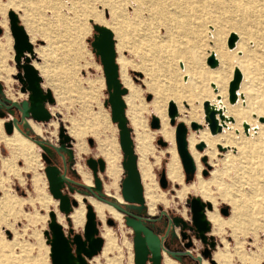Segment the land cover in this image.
I'll return each instance as SVG.
<instances>
[{
    "label": "rangeland",
    "instance_id": "rangeland-1",
    "mask_svg": "<svg viewBox=\"0 0 264 264\" xmlns=\"http://www.w3.org/2000/svg\"><path fill=\"white\" fill-rule=\"evenodd\" d=\"M8 10H14L25 26L34 46L32 62L41 74L43 88H49L54 95V103L47 104V107L52 110V120L56 121L58 126L53 136L44 132L42 138L51 144H58V130L60 126H63L71 136L74 163L80 161L85 165L87 157H102L95 147L99 140L107 139L116 142L114 138L116 137L119 144L118 128L111 120L110 107L106 103L108 93L102 65L90 45L95 33L94 25L104 26V22L110 21L117 23L120 29L114 31L113 35L119 71H121L119 57H122L131 84L138 92L134 106L131 105L133 108L127 96L124 97L127 125L133 141L136 133L141 132L151 148L149 161L153 165L152 172L159 201L154 208L155 213L152 212L154 214L150 215L156 216L161 211L170 216L183 213V217L191 221L189 199L192 196H198L212 203L213 209L209 212L218 213L220 218L228 220L232 210L230 200L234 199L237 205L246 210L248 217H252L248 226L252 230L247 235H240L236 243L231 228L225 226L222 232L216 234L217 230L210 222V234L216 241V248L212 251L214 263L202 257L200 240H194L193 255H201V260L203 258L207 260L206 264H264V145L260 150L261 157L255 159V164L249 170H243L237 165L230 167V164L223 166L217 163L226 153L236 154L234 148L229 147L221 151L216 144L212 147L214 149L213 163L207 168L201 159L206 154L205 145L202 149H197L199 140L193 143L188 141V148L196 162L197 170L194 176L186 181L175 142L177 122L185 124L188 137L192 132L197 134L203 127L210 136L217 137L226 127L220 133L211 135L205 120L203 101L201 108H198L200 96L205 93H210L215 102L217 101V97L214 96L215 82L208 77L210 74L211 76L215 74L220 65L217 63L216 68L212 69L207 64V58L211 53L215 54L214 43L216 42L223 45L231 55L225 84L227 104L235 106L240 101L241 106L245 107L248 104L247 91L253 89L258 97L252 101L264 107L263 12L252 11L244 15L242 12L238 15L227 13L218 31H215L214 25L208 21L207 7L198 3L197 0H0V82L3 84L4 97L9 98L8 94L16 91L15 98L12 99L18 100L26 97L20 91L21 83L16 77L19 69L14 62ZM96 13L102 21L92 18V14ZM242 26L245 30L243 33H248L249 38H245L240 31L242 29L237 28ZM232 33L237 35V41L234 48L230 49L227 42ZM119 38L123 39V45L120 47ZM241 40L245 43L243 47L239 46ZM236 67L242 72L238 91L244 97L241 99L238 95L236 103L229 104L228 84ZM95 76L103 79L101 89V84L93 80ZM190 89H193L192 92H189ZM198 94L201 95L197 96ZM148 95H150L149 99ZM169 101L176 104L178 111L174 125L170 123L168 115ZM185 102L188 105L194 104L196 109H199L201 122L199 120L197 128H192L189 123L191 121L187 113L189 106L185 105ZM157 108L164 112L166 127L173 128L170 140L162 135ZM134 114L135 122H132ZM153 116L158 118L160 128L150 126ZM250 118L254 123H242L240 126L242 134L246 137L251 131L257 132L258 127L264 124L262 113L258 115L256 112H251ZM261 118L263 122H260ZM39 123L48 130L53 129L48 122ZM2 126L3 122L1 125L0 120V264H51L49 244L43 232L48 230V212L57 209L58 206H53L51 203L54 201L51 198L45 174L43 177L36 171L42 163L41 171L44 173L45 162L41 158V149L39 146L37 150L34 149L37 155L35 164L28 165L20 155L14 157L5 142L7 135ZM83 130L88 133L78 137L75 132ZM238 134L239 132L234 130V135ZM75 138L78 141L83 140L89 148L88 152L79 158L74 149ZM88 138H92V145L88 143ZM159 138L166 144H159L157 142ZM119 149L122 162L123 154L120 145ZM173 152L178 157L183 183L194 185L201 180L206 183L205 191L190 190L183 199H179L176 197V190L181 188V184L168 180L165 188L159 185L160 171L166 170V164L172 158ZM195 154H197L196 159ZM204 156L209 164L208 156ZM216 168L219 170L216 171ZM32 169L35 170L34 176ZM204 169L208 170L205 175L202 173ZM124 176L125 172L122 168L119 187ZM100 177L102 183L108 179L104 172L100 174ZM119 193L121 195L120 189ZM105 198L111 201L117 200L116 196L108 193H105ZM163 201L168 203L165 204ZM54 203L57 204V201ZM119 203L125 204L123 199ZM226 205L229 208V214L222 215L219 209ZM148 211L151 213L150 209ZM152 219H156L154 222L156 227L154 223L150 224L153 230L163 229L164 234L166 230L164 218ZM63 224L67 231L73 226L72 222L67 220V216L65 220L63 217ZM98 228L100 232L102 228H106L112 233V240L108 241L104 238L102 252L96 256L100 263L134 264L133 233L124 220L122 225L119 222L109 225L105 221L101 225L98 220ZM254 228H257L256 233L253 232ZM73 229L75 232L82 231L79 227H73ZM165 238L171 243L173 249H179L176 247L179 245L176 237L171 232L165 235ZM225 244L229 252L227 260L219 257V254L224 253ZM214 255L217 257L216 260ZM240 256L245 257V263Z\"/></svg>",
    "mask_w": 264,
    "mask_h": 264
},
{
    "label": "water",
    "instance_id": "water-1",
    "mask_svg": "<svg viewBox=\"0 0 264 264\" xmlns=\"http://www.w3.org/2000/svg\"><path fill=\"white\" fill-rule=\"evenodd\" d=\"M7 15L9 29L13 38L14 62L19 69L16 73V77L22 85L20 91L27 93V98L20 101V103L7 100L10 102V106H14L21 113V119L20 121H17L16 118L6 121L4 120L3 127L7 134L12 133L14 128L22 134L18 123H22L24 120L26 121L31 118L36 122H49L52 118V114L48 109L47 104H53L55 100L52 91L49 88H43L42 77L39 70L32 62L34 46L19 15L14 10H8ZM93 29L95 33L90 45L93 52L99 57L102 65L106 90L108 93L106 103H108L110 107L111 120L118 128V140L123 154L121 164L125 176L121 181V196L125 203H130L133 207L139 205V207L142 208L145 203L143 188L136 165V155L133 149L132 136L125 117L126 103L124 96L127 93V88L122 85L119 78V66L116 62L117 56L114 35L106 26L94 25ZM235 41L236 35L232 33L227 42L228 47L232 48ZM217 63L218 61L213 56L207 58V64L210 67L214 68ZM241 79V72L237 68L234 69L228 89V100L230 103H234L237 99L236 91L239 88ZM3 91V84L0 82V95L3 94ZM147 98L149 99L150 95H148ZM1 102L2 101L0 100V103ZM203 109L205 120L208 123L210 132L213 134L219 132L221 130V125L218 124L215 118L214 109L208 104V102L203 103ZM10 112L13 111L10 110ZM177 113L178 111L175 103L169 101L168 115L172 125L175 124ZM3 114L4 113L0 112V117H3ZM159 125L158 118L153 116L150 126L152 128H158ZM191 126L192 128H197L198 124L192 123ZM58 140L60 144L59 148L64 149L66 143L68 147L72 146L71 136L63 126L59 127ZM31 141L42 150L41 158L46 163L44 166V174L48 182V189L53 198L58 200V208L60 212L67 216V220H70V212L76 205H78V201L71 195L73 189L69 188L68 191H66L67 184H70L73 180L66 176L65 164L62 172L57 165L51 164V159L49 158L50 149L47 145L38 140ZM157 142L161 145L166 144L161 138H159ZM175 142L185 173V179L188 181L194 176L196 166L188 150L187 127L182 122H177L175 124ZM88 143L91 145L93 144L92 138H88ZM203 147V143L197 145L198 149H202ZM59 148H56V150H59ZM68 155L69 158L72 159L71 166H73L72 164L75 163L73 162L74 156L71 148L68 149ZM202 161L206 164L207 168H209L210 165L207 164L205 156L202 157ZM85 163L91 172L93 181L91 185H86L96 192L97 197H102L106 192L104 191L100 174L105 172V160L102 157L90 156L85 159ZM74 171L75 170H73V172ZM207 171V169H204L202 173L205 175ZM158 182L162 188L167 186L168 179L164 169L160 171ZM76 192L80 193L79 191ZM97 199L100 200L99 198ZM82 200L85 204L86 210L84 227L80 233L74 232L72 226L69 228L67 234L64 225L57 220L55 210L52 209L48 212V230H44L43 233L47 237V243L49 244L51 264H91L90 259L97 255L102 248L103 238L99 235L96 214L93 211L92 206L88 203L87 198L83 197ZM117 201L121 202L118 198ZM103 202L112 205L117 210L122 209L118 203L111 201ZM189 204L191 212V228L196 231V237L199 238L202 243H208L210 248H216L214 237L212 235H209L208 237V234L211 231V224L206 216V210L212 209V203L210 201H204L198 196H192L189 199ZM219 212L222 215H228V206L221 207ZM123 220L133 231L134 264H148V262L149 264H162L161 251L163 250L167 253L165 249L161 248L162 239H160V237L145 224V221L138 216L126 215L123 216ZM173 221L175 224H178L179 222L182 223V229L186 226V221L181 217L175 216ZM106 223L114 225L115 221L109 217L106 218ZM180 234L182 238L186 237L184 232H181ZM190 245V242L184 244L185 247H189ZM201 254L202 257H205L210 262L214 263L212 253L207 247L201 251ZM202 257H197L198 264H203L201 260Z\"/></svg>",
    "mask_w": 264,
    "mask_h": 264
},
{
    "label": "bare ground",
    "instance_id": "bare-ground-1",
    "mask_svg": "<svg viewBox=\"0 0 264 264\" xmlns=\"http://www.w3.org/2000/svg\"><path fill=\"white\" fill-rule=\"evenodd\" d=\"M197 2L204 5L205 7H207V10L209 12L208 21L214 25L215 31H218V27H219V25H221L223 18L227 13H231V14H235V15H238L240 12H242V14L244 15V14L250 13L252 11H254V12L258 11V12L264 13V0H197ZM180 8L182 9V6ZM92 18L95 19L96 21H102L101 17L97 13L92 14ZM235 22H237V21H235ZM104 23H105L104 26L108 27L113 33H114V31L120 29V26L113 21L104 22ZM237 23H239V22H237ZM237 28L242 29V30H240L242 33L245 32V30H243V26L237 27ZM243 34H244L245 38H249L248 33H246V34L243 33ZM236 37H237V35H236ZM118 43H119V47H120V45H123V39L119 38ZM214 45H215L214 46L215 54L211 53L210 56H213L218 61V65H220V68L212 76L210 74V77H208V78L214 80V82H215L216 94L214 96L217 97V99H216L217 101L215 102L213 95H211L210 93L209 94L205 93L203 95L198 94L197 96L201 95L200 96L201 101L198 104V108L199 109L201 108V102L203 101V103L208 102V104L215 111V118H216L218 124L221 125V130L215 134L210 132L211 135H216V134L220 133L222 131V129L225 126L226 127L224 128L223 133L221 135H217V137L216 136L215 137L210 136L208 134L207 130L204 129V127H203V129L198 130L197 134H195V132H192L189 137L187 136V142L189 141V143H193L194 141L196 142L197 140H199V144L203 143L205 145L206 154H204V155L208 156V159H209L208 163L210 166L213 163V157H214V149L212 147H215L217 144L218 148L221 151L226 150V148L232 147L235 149L236 154L231 155V153H226L223 155V158L221 160L217 161V163L222 164L223 166H228L230 164L229 165L230 167L233 165H237L238 167H240V169L249 170L255 164V159L261 157L260 156L261 155L260 150L264 145V124L260 125L258 127L257 132L251 131L249 133L248 137H246L242 134L240 126L242 123H247V124L254 123L252 121V119L250 118V113L256 112L258 115L261 113L264 114V107H262L260 105V103H258L256 101H252V99H255V97H258L257 94L255 93L256 91L253 89L247 91L248 104L245 107L241 106L240 101L235 106H230L227 104L226 94H225L226 93L225 92L226 91L225 84H226V75L228 72V68L230 66L231 55L226 51V49L224 48L223 45L219 44V42L214 43ZM243 45H245V43L241 40V42L239 43V46L243 47ZM232 48H234V47H232ZM232 48H230V49H232ZM119 60L121 61V67H120L121 71H120L119 78H120L122 85L130 90V92L127 96V98H128L127 100L129 101L130 106L131 105L134 106L135 98H136V95L138 94V92L135 88H133V85L131 84L127 70H125L126 67L124 64V59L122 57H119ZM116 62H117V57H116ZM210 68H212V67H210ZM214 68H216V67H214ZM214 68H212V69H214ZM238 70L240 71V69H238ZM241 75H242V72H241ZM239 87H240V85H239ZM128 89H127V93H128ZM228 89H229V84H228ZM192 90L193 89H190L189 92H192ZM238 90H239V88L236 91L237 99H238V95H239V98L242 99L244 96ZM127 93H126V95H127ZM9 95H11V92ZM190 96H192V95H190ZM195 96L196 95H193L192 97H195ZM228 98H229V92H228ZM237 99H236V101H237ZM236 101L234 103H236ZM234 103L229 102V104H234ZM243 103H244V101H243ZM185 105H188V104L185 102ZM132 106H131V108H133ZM188 106H189V108L187 110L188 118H189V120H191L189 123L190 124H192V123L198 124V122L200 120V113L198 112L199 109H196L194 104H189ZM157 114L160 117L161 132H162L163 137H165V139H169V140L172 139L173 128L168 129L166 127V125L164 123V112L162 111V109L157 108ZM125 117H126V109H125ZM134 119H135V114L132 115V122H135ZM200 122H201V120H200ZM260 122H263V118L260 119ZM33 125H34V128L36 129V131L40 133L41 128L35 124H33ZM208 129H209V127H208ZM245 129H247V127H245ZM234 130H237L239 132V134L234 135ZM209 131H210V129H209ZM86 132L87 131H85V130L79 131L77 133V135L78 136L85 135ZM12 133H10V134H12L11 136L6 137L5 142H6L7 146L10 148V150L12 151V153L14 154V157L17 155H20L25 159V161L27 162L28 165L35 164V161L37 162V155H36V152L34 150L36 147L32 143L33 141H30L29 138L22 135L16 128L13 129ZM10 134H8V135H10ZM134 139H135V143H136L135 149H134L133 139H132V141H133L134 153H136L135 155H137L136 156V165H138V167H137V169H139L138 172L140 171L139 177L141 175L142 181L144 184V188H143L142 181L140 178V182H141V185L143 188V197L145 196V198H144L145 203L147 204L148 209H150V211L152 213V212H154V208L156 206V203L159 200H158V195L156 192V184H155V180H154V175L152 172V166L153 165L149 161L150 156L148 157L149 151H150V148H149L150 145L148 146V144L146 142V138L141 132H137ZM199 144H197V145H199ZM197 145H196V148H197ZM78 149L80 150V147ZM188 150H189V148H188ZM194 157L196 159L197 154H195ZM177 158L178 157H176L175 152H173L172 158L170 159L169 162H167L166 170H165L166 177L169 181L181 184V188L176 190V197L179 199H183L184 196H186L185 194L190 190L205 191L206 190V183H204L201 180H199L194 185L193 184L187 185V184L183 183L182 174L180 172V166L178 164ZM192 159H193V157H192ZM193 161H194V159H193ZM263 161H264V159H263ZM194 163L196 166V162H194ZM196 170H197V168H196ZM215 170L218 171L219 169L216 168ZM113 172H114V169L111 166V168L109 169V173L114 174ZM83 176H84V180L87 181V183L90 182L84 174H83ZM36 181H39V180L36 179ZM78 194H80V193L75 192L73 195L74 198L78 201V205H76L75 207H77V206L78 207L77 208L74 207L75 209L73 208L74 209V210H72L73 212L72 211L70 212L73 223L75 226L81 224L83 207H84L83 206L84 202H83V200H81V196ZM118 199H120V197H118ZM54 200H56V199H54ZM56 201H57L56 206H58V200H56ZM89 201L91 203V204L90 203L89 204L92 206L93 211L96 212L95 214H97V217L100 220H103L105 213H107L112 218L116 219L120 223V225H122L121 215L115 210L116 208L114 209V207L112 205L105 203V202H104L105 204H103V201H102V203H100V202L94 200L93 198H89ZM163 202L165 204L168 203V201H163ZM230 203H231V209L232 210H231V216L228 220H224V219L220 218L218 216V213L209 212L208 209L206 210V216H207L208 220L216 228V230H217L216 234L219 232H222L223 228L225 226L227 228L228 227L231 228V233L236 238V243H237L238 237L240 235H247L249 233V231L252 230V229L250 230V228L248 227L250 225L252 217H248L246 210H244V208H242V206L237 205L236 201L234 199H231ZM212 209H213V206H212ZM53 210H55V212L58 211L60 214H62L64 216V219H65V215L59 211V208L53 209ZM70 214H69V217H70ZM56 217H57V212H56ZM57 220L62 221L63 217L58 214ZM70 220H71V218H70ZM131 231H132V229H131ZM253 232L256 233L257 228H254ZM101 234L104 238H106V240H108V241L112 240V237H111L112 233L110 230L103 228L101 231ZM99 235H100V232H99ZM104 238H103V245H102L100 252H102V249L104 246ZM97 255H95V256H97ZM94 257H92V259ZM219 257H220V259L222 258L224 260H227L229 258V252L227 250V244H225L224 253L219 254ZM240 258L245 263V257L240 256ZM216 259H217V257L215 256V260ZM163 261H164V264H177L174 260L168 258L167 256H165L164 259L162 258V264H163ZM94 264H101L97 257L94 259ZM204 264H206V261H204Z\"/></svg>",
    "mask_w": 264,
    "mask_h": 264
},
{
    "label": "flooded vegetation",
    "instance_id": "flooded-vegetation-1",
    "mask_svg": "<svg viewBox=\"0 0 264 264\" xmlns=\"http://www.w3.org/2000/svg\"><path fill=\"white\" fill-rule=\"evenodd\" d=\"M22 86V85H21ZM21 88V87H20ZM4 90V89H3ZM16 93V91H15ZM23 93V92H22ZM26 98H27V95H26ZM25 99V98H23ZM23 99L21 100H18V99H12V98H6L4 97V95H0V100L2 101L0 103V112L4 113L3 114V117H1L2 119H4L5 121L6 120H10V119H13V118H16L17 121H20L21 119V113L14 107V106H10V102L7 101V100H10V101H15L17 103H20V101H22ZM10 106V107H8ZM10 110H12L13 112H10ZM16 113L19 115V117L17 116H13V114ZM3 120V121H4ZM35 121V120H34ZM36 122V121H35ZM39 123V122H37ZM18 126L22 131H32L33 132V129L27 125V120L23 121L22 123H18ZM34 133V132H33ZM23 134V133H22ZM36 134V133H35ZM24 135V134H23ZM38 135V134H36ZM25 136V135H24ZM39 136V135H38ZM41 139H43L41 137ZM44 140V139H43ZM46 141V140H45ZM48 142V141H47ZM44 143L45 145H47V147L50 149V154H49V158L51 159V164H55L57 165L61 172L63 171V168H64V164L66 166V176L69 177L67 175V172L68 170L72 167L71 166V162H72V159L69 158V155H68V149L71 148L72 151H73V144L72 146L68 147L67 143L65 144V147L64 149L62 148H59L60 147V144H59V140H58V144H51L50 142L46 143V142H42ZM72 143V142H71ZM56 148H59V150H56ZM41 153H42V150H41ZM74 162V161H73ZM46 165V163H45ZM72 165H75V164H72ZM70 178V177H69ZM73 180V182H71L70 184H67V188H66V191H68L69 188H72L73 191L71 193V195L73 196L74 193L76 191H79L81 194H79L81 196V200L83 197H86L87 200H88V203H90L89 201V198H93L94 200L102 203V201L98 200L96 198V192L92 190V188H85L83 187L82 185H79L78 182H81L83 183L81 180L79 181L77 178L76 179H73V178H70ZM84 184V183H83ZM86 185V184H85ZM87 186V185H86ZM89 187V186H88ZM89 195V196H88ZM83 196V197H82ZM121 198V197H120ZM145 198V196H144ZM120 200V199H119ZM83 203V202H82ZM91 204V203H90ZM103 204H105L103 202ZM122 209H120L119 211L117 209H115L120 215H121V219L123 221V216H126V215H129V216H138L140 218H142L144 221H145V224L151 228H152V225H150L151 223H154L156 222V219H152V218H164V222H165V233L163 234V229L161 230H158V231H155L153 230V232H155L161 240V248L165 249L167 251L164 252L163 250L161 251L162 252V258L164 259L165 255L168 256L169 258L175 260V261H179L178 263L180 264H195L197 261V259H194V257H198V256H194L193 255V251H189L190 248H193L194 246V240H200L199 238L196 237V231L194 229L191 228V221L190 220H187L185 219L183 216L184 214L181 213V215H172L170 216L168 213L164 212V211H161L160 213H158L156 216H151L150 214H154V213H150L148 211V207L146 203H144V206L142 208L139 207V205H135L134 207L132 206V204L130 203H118ZM107 205V204H106ZM83 206H84V220H83V224L80 226L81 228H83L84 226V223H85V205L83 203ZM112 207V206H111ZM96 213V212H95ZM62 215V214H61ZM109 216L110 218H112L109 214L105 213L104 215V219L103 220H100L98 217H97V214H96V218H97V221L99 220L101 225H103V222L105 221L106 222V217ZM181 217L183 220L186 221V226L182 229V223H178V224H175L174 221H173V218L174 217ZM64 217V216H63ZM116 223H118V221L114 218H112ZM65 220V219H64ZM72 222V221H71ZM64 225V224H63ZM72 225H73V222H72ZM155 227H156V223H154ZM74 227V225H73ZM102 227V226H101ZM103 229V228H102ZM66 233L68 234V231L65 230ZM75 232V231H74ZM82 232V231H81ZM100 232V230H99ZM172 233L174 235V237H176V242L179 244L178 247L179 249L176 250V249H173L171 243L169 241H166L165 239V235L169 234V233ZM181 232H184V234L186 235L185 238H182L181 236ZM50 233V231H49ZM80 233V232H79ZM133 233V231H132ZM100 235L101 232H100ZM209 235H211L210 233L208 234V237ZM132 238H133V235H132ZM175 240V238H174ZM173 240V241H174ZM208 241H209V238H208ZM186 242H190L191 245L189 247H185L184 244ZM216 242V241H215ZM207 247L211 253L213 251L214 248H210L208 243H202L201 242V249H200V252L205 248ZM101 253V252H100ZM100 253L98 255H100ZM214 254V252H213ZM97 255V256H98ZM193 255V256H192ZM201 256V255H200ZM96 257V256H95ZM94 257V258H95ZM93 258V259H94ZM91 259V264H92V260ZM204 261H207L205 260V258L202 259V262L204 264ZM149 264V262H148ZM163 264H164V261H163ZM198 264V262H197Z\"/></svg>",
    "mask_w": 264,
    "mask_h": 264
},
{
    "label": "crops",
    "instance_id": "crops-1",
    "mask_svg": "<svg viewBox=\"0 0 264 264\" xmlns=\"http://www.w3.org/2000/svg\"><path fill=\"white\" fill-rule=\"evenodd\" d=\"M118 59V58H117ZM118 61V60H117ZM35 67L38 69V67L35 65ZM13 74V73H12ZM41 75V74H40ZM119 75H120V71H119ZM94 79L93 80H97L98 81V83L99 84H101V86H100V89L103 87V79H102V77H100V76H95V77H93ZM7 79V78H6ZM3 82V81H2ZM6 86V85H5ZM21 87V85H19V88ZM13 89H14V84H13ZM128 89V88H127ZM11 90H12V87H11ZM128 91L130 92V90L128 89ZM129 92H128V94H129ZM7 93V92H6ZM21 93V92H20ZM15 93H12L11 92V96L8 94V96L9 97H11V98H15V95H14ZM23 94H25V97H26V95H27V93H23ZM128 94L126 95V96H128ZM21 100V99H20ZM50 111H51V114H52V110L51 109H49ZM13 116H17V117H19V115L18 114H16V113H14L13 114ZM52 117V116H51ZM0 120H1V125H2V122H3V120L0 118ZM33 124H35V125H37V126H39L40 128H41V132L39 133V132H37L36 131V129L34 128V125ZM48 124H49V126H52V128L53 129H51V130H48V129H46V128H44L40 123H37V122H35L33 119H31V118H29L28 120H27V125H29L32 129H33V131L36 133V134H38L40 137H43V133L44 132H47V133H49V134H51L52 136L56 133V129H57V126H58V123L56 122V121H54V120H52V118H51V120H50V122H48ZM2 129H3V126H2ZM92 133H96V131H91ZM76 133V135H77V133L78 132H75ZM88 132H86V134H87ZM13 134V133H12ZM12 134H10V135H8V134H6L7 135V137H9V136H11ZM85 134V135H86ZM144 135V134H143ZM78 136V135H77ZM84 135H81V136H78V137H83ZM145 136V135H144ZM115 139H116V142L114 141V140H107V139H104V140H99V142H97L96 143V145H95V147H96V150H97V153L98 154H100L102 157H103V159L105 160V163H106V168H105V175L107 176V181H104V183H103V188H104V191L106 192V193H108V194H113L114 196H116L117 198L118 197H121V195H120V193H119V189H120V187H119V179H120V176H121V173H122V164H121V152H120V149H119V144H118V141H117V138L116 137H114ZM146 138V137H145ZM76 139V138H75ZM30 140V139H29ZM31 141V140H30ZM134 141H135V139H134ZM146 142H147V144H148V146L150 145L149 144V142L146 140ZM34 145H35V149L37 150V145L34 143V142H32ZM116 143H117V146H116ZM136 144V143H135ZM135 144H134V149H135ZM80 147V150L78 149ZM149 148H150V146H149ZM74 149H75V153H76V155H77V157L79 158V157H81L82 156V154H84V153H86V152H88V146H87V143L85 144L84 143V141L83 140H77L76 139V142L74 143ZM35 150V151H36ZM118 152V154H117V152ZM149 153H151V148H150V151H149ZM38 154H39V159H40V152L38 151ZM136 154V153H135ZM137 156V155H136ZM148 157H149V155H148ZM111 166L113 167V169H114V174H110L109 173V169L111 168ZM41 167H42V163L41 164H39V167H38V169H36V171L38 172V173H40V174H42V176L44 177V173H43V171H41ZM137 167H138V165H137ZM73 170H75L74 172H73ZM139 170V169H138ZM32 172H33V176H34V173H35V170H33L32 169ZM139 173H140V171H139ZM83 174L88 178V180L90 181V182H88L87 183V181H85L84 180V176H83ZM67 175L70 177V178H73V179H80L81 181H83L85 184H88V185H91L92 183H93V181H92V175H91V172H90V170L88 169V167L85 165V164H83V163H81L80 161H77V162H75V165H73L69 170H68V172H67ZM32 176V177H33ZM46 178V177H45ZM140 178H141V181H142V177H141V175H140ZM47 180V179H46ZM47 184H48V182H47ZM142 185H143V188H144V184H143V181H142ZM79 195V194H78ZM51 198H52V200L54 201V202H56V200H54V198L51 196ZM121 200H122V197L120 198ZM54 202H51L52 204H53V206L54 205H56ZM50 203V204H51ZM78 207V206H77ZM77 207H75V208H77ZM74 208V209H75ZM73 209V210H74ZM73 212V211H72ZM60 215V214H59ZM62 216V215H61ZM57 217H58V214H57ZM63 217V216H62ZM70 218H71V220H72V217H71V214H70ZM83 220H84V207H83V213H82V221H81V224H79V225H77V226H75L74 225V223H73V225H74V228H77V227H79V228H81L80 226L83 224ZM60 223H62L63 224V220L62 221H60V220H58ZM72 222H73V220H72ZM104 238V237H103ZM166 256V255H165ZM168 257V256H167ZM96 258V257H95ZM94 258V259H95ZM165 258V257H164ZM169 258V257H168ZM171 259V258H170ZM173 260V259H172ZM175 261V260H174ZM177 264H179L177 261H175Z\"/></svg>",
    "mask_w": 264,
    "mask_h": 264
},
{
    "label": "trees",
    "instance_id": "trees-1",
    "mask_svg": "<svg viewBox=\"0 0 264 264\" xmlns=\"http://www.w3.org/2000/svg\"><path fill=\"white\" fill-rule=\"evenodd\" d=\"M30 132H31V133H30ZM22 133H23L27 138H29V139H31V140H38L39 142H46V143H48L47 141L41 139L40 136L36 135L35 133H32L31 130L28 131V132H26V131H22ZM78 180H79V179H78ZM79 181H80V180H79ZM78 184H79V185H82V186L85 187V188H88V189L90 188V187L86 186L85 184H83V183H81V182H78ZM95 196H96V195H95ZM96 197H97V196H96ZM97 198H99L100 200L106 201V202L111 201V200H108L107 198H105V195H103L102 197H97ZM111 202L119 203L117 200H115V201H111Z\"/></svg>",
    "mask_w": 264,
    "mask_h": 264
},
{
    "label": "built area",
    "instance_id": "built-area-1",
    "mask_svg": "<svg viewBox=\"0 0 264 264\" xmlns=\"http://www.w3.org/2000/svg\"><path fill=\"white\" fill-rule=\"evenodd\" d=\"M189 251H192V248H190ZM197 255H199V254L197 253Z\"/></svg>",
    "mask_w": 264,
    "mask_h": 264
}]
</instances>
